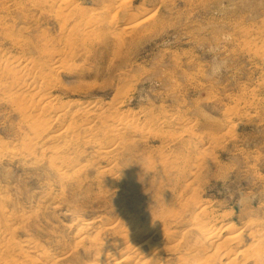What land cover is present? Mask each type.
<instances>
[{"label":"rangeland","instance_id":"obj_1","mask_svg":"<svg viewBox=\"0 0 264 264\" xmlns=\"http://www.w3.org/2000/svg\"><path fill=\"white\" fill-rule=\"evenodd\" d=\"M65 1L0 0L2 264H102L129 223L142 264H264V0Z\"/></svg>","mask_w":264,"mask_h":264},{"label":"bare ground","instance_id":"obj_2","mask_svg":"<svg viewBox=\"0 0 264 264\" xmlns=\"http://www.w3.org/2000/svg\"><path fill=\"white\" fill-rule=\"evenodd\" d=\"M60 2H61V0H60ZM58 3V2H57ZM125 3H127V1L126 0H120V4L121 5H123V7L125 6L124 4ZM62 4V3H61ZM63 4L65 5V7L67 6V4H68V0L67 1H65V2H63ZM62 4V5H63ZM120 5V6H121ZM119 6V7H120ZM62 11V10H61ZM65 13V12H64ZM65 22V21H64ZM8 66H11L14 70H18V69H20V71H19V73L20 72H24L25 71V69H26V67H27V65H25V63H23V62H21L20 60H18V61H12V62H10V63H8L7 64ZM58 68H60L58 65H57V63H55L54 64V67L52 68V71L54 72V71H58L57 69ZM51 69V68H50ZM49 71V70H48ZM51 72V71H50ZM52 73V72H51ZM54 74V73H53ZM53 74H51V75H53ZM43 76V75H42ZM45 82V81H44ZM46 83V82H45ZM41 87V86H40ZM44 87V86H43ZM42 87V88H43ZM32 88V87H31ZM28 91H29V89H28ZM32 91V90H31ZM37 91V90H36ZM44 93V89H39L37 92H36V95L34 96V100H36V102L37 103H39V105H41L40 107H43V108H45L46 110H50V108H51V103L50 102H48L45 98H46V96L43 94ZM32 100H33V98H32ZM31 100V101H32ZM35 102V101H34ZM87 106V105H86ZM95 106V105H94ZM93 106V104H92V107H90L89 108V110L88 111H86V112H92L91 110H93L95 107L97 108V106H95L94 107ZM87 107H89V106H87ZM84 108H86L85 106H84ZM83 108V109H84ZM60 110V109H59ZM86 110V109H85ZM25 111V110H24ZM83 111V110H82ZM94 111H96V110H94ZM59 112V111H58ZM57 112V113H58ZM118 112V111H117ZM60 114H62L63 113V111H62V113H61V111L59 112ZM57 114V115H59V116H57V120H60L61 118H62V115H60V114ZM119 113V112H118ZM84 114H85V112H84ZM87 114V113H86ZM89 115V114H88ZM113 115L114 116H112V117H116L115 116V114L113 113ZM118 115V114H117ZM86 116V115H85ZM56 119V118H55ZM97 119V118H96ZM132 121V120H131ZM115 123H120V125H117V127H119V126H125V127H131L133 124H132V122H131V125H130V122L129 121H117V122H115ZM115 123H114V125H115ZM85 124V123H84ZM79 124V125H77L76 127H73V128H76L75 130H80L79 132H82L84 135H90V134H92L93 133V131H94V126H92V125H87V124ZM73 126V125H72ZM75 126V125H74ZM120 128V127H119ZM113 129H116V128H113ZM128 129H131L132 130V127L131 128H128ZM74 129H72V131H73ZM116 130H118V128L116 129ZM121 130V129H120ZM119 130V131H120ZM74 132V131H73ZM76 132V131H75ZM74 132V133H75ZM74 133H72V132H70V131H68V133H67V136H68V138L69 139H73V140H75L74 138H76V135H73ZM81 133V134H82ZM120 133H122V132H120ZM117 134H118V132H117ZM75 136V137H74ZM85 137V136H84ZM87 138H88V136H86ZM91 137V135L89 136V138ZM72 140V141H73ZM71 141V140H70ZM111 147H109L108 149L109 150H111V149H113V148H111ZM108 152V154H109V151H107ZM102 154V153H101ZM104 154H106V153H104ZM162 159V158H161ZM112 163V162H111ZM200 213H206V208L204 207V206H200ZM173 214V213H172ZM175 214V213H174ZM178 215V214H177ZM179 216V215H178ZM173 217H176V215L175 216H173ZM170 218L172 219V217L170 216ZM177 218V217H176ZM6 219V218H5ZM174 221H175V218H174ZM177 221V220H176ZM93 224L94 223H92V222H88V223H86L85 224V226H84V231H92L93 229H94V226H93ZM9 225V224H8ZM98 225H101V226H104V228H107L108 226H107V224H105V223H103V221H99L98 222ZM135 225V224H134ZM134 225H133V223H129V225H128V227H126L125 229H124V235H123V241L125 240V241H127V243H129L130 242V244L129 245H125L126 247L123 249L122 247V249L123 250H119L118 248H119V246L118 247H116L117 245H119V244H117L116 246H112V247H110L109 249H108V255H107V257L104 259V260H102V264H142L143 263V261H142V263L139 261V260H137V261H134L133 260V258L131 259L130 258V255L132 254V253H129V251L130 250H132V249H134L135 247H145L146 245L148 246H150V244H149V242H150V240H147V238L146 239H144L143 241H141L139 244H135V239L136 238H138V237H140L141 235H138V233H137V235H136V230L138 229H136L135 227H134ZM137 227V226H136ZM198 228L201 230V229H203V230H205V232H208L207 233V236H206V238L204 239V241L206 242V243H209L210 245H213L217 240H216V233H215V230L213 229V227L209 224V223H207V222H198ZM3 229V228H2ZM110 229H112V228H108V230H110ZM12 230V229H11ZM10 230V231H11ZM107 230V229H106ZM230 230V227L228 226V228H227V231H229ZM2 231V230H1ZM97 230H95V231H93V232H96ZM100 231V230H99ZM100 233V232H99ZM168 233V234H167ZM94 234H97V233H94ZM153 234V233H152ZM155 234H156V232H155ZM158 235H159V233H158ZM171 235H173V233L172 232H166V234H164V235H162L161 234V236H160V239H162L163 237H166L167 239V242H168V240H169V242L171 241L170 239H172L171 237ZM5 236V235H4ZM95 236H97V238H98V236L99 235H95ZM156 236V235H155ZM175 236H176V234H175ZM3 237V236H2ZM2 237H0V239L2 238ZM4 238V237H3ZM2 238V239H3ZM174 238V237H173ZM1 239V240H2ZM237 239V237L236 236H231L230 238H228V241L229 242H232V241H234V240H236ZM173 240V239H172ZM120 241V240H119ZM135 241V242H134ZM5 242V241H4ZM28 241H26V242H24V243H22V245H20L19 246V248L18 249H21V250H26V251H31V248H33V246H31V244L30 243H27ZM225 242H227V241H225ZM20 243V244H21ZM228 243V242H227ZM115 244V243H114ZM3 244L0 242V264H2V262H1V258H2V256H3V254L5 253L4 251H7L6 249V246H2ZM7 245V244H6ZM122 245H123V243H122ZM121 245V246H122ZM173 245V244H172ZM8 246V245H7ZM10 246V245H9ZM120 248V249H121ZM152 248H153V250H152ZM164 247H162V246H160L159 247V245H155V247H150L149 249L150 250H152L150 253H152L146 260L143 258V260H145V264H155V258H156V256H158V253L162 250H164L163 249ZM13 250V252L15 251L14 250V248L12 247V246H10L9 248H8V250ZM166 249V248H165ZM33 250V249H32ZM167 250V252L169 251V253H173L174 251H176V246H172L171 248L169 247V249L167 248L166 249ZM165 250V251H166ZM161 251V252H162ZM217 253V252H216ZM220 254H222V253H220ZM229 254V253H228ZM141 256V255H140ZM227 256V254H224V255H219V257H220V259H219V262H222L225 258H228V257H226ZM4 257V256H3ZM137 257V256H136ZM139 257V256H138ZM215 257H216V254H215ZM214 258V257H213ZM134 259H136L135 257H134ZM139 259V258H138ZM142 259V258H141ZM157 259V258H156ZM208 259V258H207ZM3 260H4V258H3ZM5 260H7L6 258H5ZM41 260H42V257H41ZM209 260H210V258H209ZM209 260H205L202 264H211V263H213V264H215V259H212L211 261L212 262H209ZM157 262V261H156ZM4 263V262H3ZM158 264V263H157ZM198 264V263H197Z\"/></svg>","mask_w":264,"mask_h":264},{"label":"clouds","instance_id":"obj_3","mask_svg":"<svg viewBox=\"0 0 264 264\" xmlns=\"http://www.w3.org/2000/svg\"><path fill=\"white\" fill-rule=\"evenodd\" d=\"M220 39L224 43H229L232 40V36L230 33H224L221 35ZM206 51L207 54L211 57L208 66L209 78H216L227 70L228 61L219 55L218 49L215 46L208 47Z\"/></svg>","mask_w":264,"mask_h":264}]
</instances>
